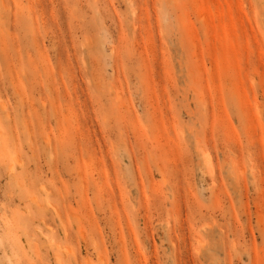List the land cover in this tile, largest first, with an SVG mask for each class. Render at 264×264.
I'll return each instance as SVG.
<instances>
[{"label":"rangeland","instance_id":"1","mask_svg":"<svg viewBox=\"0 0 264 264\" xmlns=\"http://www.w3.org/2000/svg\"><path fill=\"white\" fill-rule=\"evenodd\" d=\"M0 264H264V0H0Z\"/></svg>","mask_w":264,"mask_h":264}]
</instances>
